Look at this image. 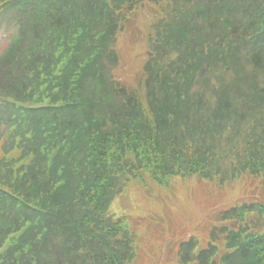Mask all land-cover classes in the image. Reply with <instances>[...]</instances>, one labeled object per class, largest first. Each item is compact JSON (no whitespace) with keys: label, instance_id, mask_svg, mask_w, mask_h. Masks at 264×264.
I'll return each instance as SVG.
<instances>
[{"label":"trees","instance_id":"1","mask_svg":"<svg viewBox=\"0 0 264 264\" xmlns=\"http://www.w3.org/2000/svg\"><path fill=\"white\" fill-rule=\"evenodd\" d=\"M0 264H264V0H0Z\"/></svg>","mask_w":264,"mask_h":264},{"label":"rangeland","instance_id":"2","mask_svg":"<svg viewBox=\"0 0 264 264\" xmlns=\"http://www.w3.org/2000/svg\"><path fill=\"white\" fill-rule=\"evenodd\" d=\"M146 19L147 16L144 10H139L131 17L128 30L123 34L121 39V52L124 56V61L121 71L119 70L117 72L120 77L125 76L126 78H131L142 62L145 46L141 43V40L143 36H145L144 28ZM175 184L184 190H189L191 188V183L187 180L175 181ZM151 191V182L143 184L139 180L133 179L129 182L125 191L114 200L111 206L112 212L117 216L127 215L129 217L144 215L149 211H155L154 209L165 213L164 206L152 208L147 201L146 198ZM165 195L170 202H173V198L170 197L168 193H165ZM174 206L173 212L181 215L182 218H186V211L181 210L175 203ZM194 215L197 217L199 212L195 211Z\"/></svg>","mask_w":264,"mask_h":264}]
</instances>
